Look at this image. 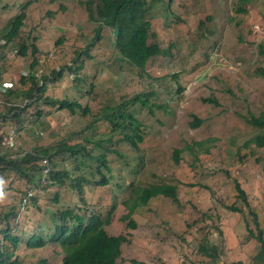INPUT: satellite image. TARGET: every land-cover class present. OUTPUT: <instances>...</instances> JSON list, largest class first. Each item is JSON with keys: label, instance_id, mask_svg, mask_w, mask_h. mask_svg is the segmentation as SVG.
Listing matches in <instances>:
<instances>
[{"label": "rangeland", "instance_id": "rangeland-1", "mask_svg": "<svg viewBox=\"0 0 264 264\" xmlns=\"http://www.w3.org/2000/svg\"><path fill=\"white\" fill-rule=\"evenodd\" d=\"M24 1L29 0L18 2L25 3ZM47 1L32 3L27 12L29 19L26 18L24 27L20 30V36L26 44L36 47L35 56L31 55L30 49L23 59L12 57L10 47L0 50V102L5 91L21 88L18 79L23 76V69L28 75L27 67L35 57L38 63L36 62L31 72L36 74L40 84L43 83L44 76L49 77L48 82L43 84L42 95L57 100H76L86 105L88 112L87 115L71 116L72 120L78 121L67 126V114L58 112L56 108L52 109V115L42 119L48 126H44V133L37 136L39 147L57 145V139L50 137L54 130L65 133L63 138L70 144L80 142L79 133H75L79 124L86 128L88 122L92 123L107 107L113 108L130 96L149 94L150 91L157 93L155 89H151L156 81L148 79L145 73L115 54L109 26L102 25L99 37L94 35V29L100 23L88 20L89 23H85V0H59L54 4H48ZM148 1L154 7L170 3L169 10L177 15L175 23L172 22L174 28L168 33L160 29L161 22L152 23L156 42L166 56L153 57L144 66L146 73L154 79L160 77L157 81L158 88L170 93L159 94V102L166 105L169 115L164 110H156L154 116L149 117L147 111L139 112L140 108L136 109L137 113H133L135 117L149 127L145 143L140 146L143 163L136 170H115V179L121 186H125L129 183L128 177L134 173L137 176L133 185L145 186L156 181L151 177L153 171L158 180H161L162 174H166L178 183L179 205L166 203L161 198L151 200L131 216L136 224L135 229H131L127 225L128 221L120 220L127 212L121 207L119 200L122 201L128 194L124 197L123 193H117L118 197L115 195L106 200L119 208L111 224L106 227L107 233L113 236L123 235L128 241L122 246L121 256L116 264H195L206 261L196 253L197 244L204 235L211 244L221 249L220 264H250L258 245L255 241L247 242L248 232L256 233L253 217L243 205L239 206L242 208V215L229 212L226 206L234 201L236 194L233 181L236 180L245 191L264 235V149H258L253 144L244 145L258 131L248 128L243 121L248 113L257 115L264 112V79H260L255 73L257 67H264V56L258 55L256 47L252 55L251 46L244 53L239 46L240 40H243V45L252 41L258 45L259 38L264 39V0H250L248 12L239 15V29L230 23L234 16L233 0ZM7 2L14 4L13 0H0V7ZM156 12L152 10L153 15ZM14 13L15 7L5 10L0 8V40L3 24ZM49 14L53 15L51 21H48L51 19ZM207 16L213 18V23L205 20ZM157 17L156 14L154 19ZM200 21L204 23L199 27ZM32 37H36V41L31 42ZM93 37L96 41L91 46ZM59 38L62 43L57 45ZM221 42L223 50L216 54L215 49ZM17 44L18 40L10 45L15 47ZM86 46L95 56L103 58L105 73L98 75L90 68L100 65L97 63L99 60H95V64L88 61L80 69L82 77L77 83L78 88L75 89L72 85L66 88L67 78L75 77L71 71L72 60H75L72 52ZM221 59V62L228 65L221 64ZM61 66L65 69L63 78L57 75L51 79V72ZM173 75L178 76V84L170 82ZM207 99L215 100L218 104L208 102ZM38 106L41 107L42 104ZM1 107L0 113H4L5 109ZM28 110L37 114L34 102L29 103ZM192 116L202 121L197 130L189 127ZM35 119L32 116L31 122ZM39 129L41 128L37 131ZM26 130L25 127L15 130L6 128L5 136L13 132L16 141L13 138L8 143L5 141L7 149L2 145V153L9 152V156L14 158L19 147L25 149L29 134ZM92 133L103 135L108 130L106 126L100 128L98 125L88 135ZM60 137L62 138V134ZM207 138L215 139L209 156H199L201 161H194L189 155L182 154L180 163L174 165L170 159L174 147L180 148L184 144ZM32 145L33 143L30 147ZM127 187L128 185L125 186L126 191ZM10 196L12 194L8 193L5 198ZM6 200L1 201V204L10 205V199ZM94 201L97 200L87 195L85 202L88 208L105 212ZM30 222L35 223L36 220L32 219ZM30 231L31 229L27 230L26 235L29 236ZM15 256H20L23 264H61L63 253L55 244L27 251L23 242Z\"/></svg>", "mask_w": 264, "mask_h": 264}, {"label": "trees", "instance_id": "trees-1", "mask_svg": "<svg viewBox=\"0 0 264 264\" xmlns=\"http://www.w3.org/2000/svg\"><path fill=\"white\" fill-rule=\"evenodd\" d=\"M18 1L13 0L14 4L7 2L0 7L4 10L15 7L14 15L3 24L4 29L0 42L3 41L4 45H0V50L10 47L17 52L15 58L23 59L28 55L29 49L31 55L35 56L37 53L36 47L27 45L20 36L22 32L20 30L24 27L26 18L29 19L27 12L33 5L32 3L38 0L24 1L25 3ZM57 1L59 0H48L47 3L54 4ZM84 2H87L85 23H89L88 21L100 23L94 29V35L98 36L102 25L109 26L111 31L118 28V36L113 38L111 35L115 54H118V57L130 66L145 73L148 79L156 81L151 89H155L157 93L150 91L149 94L130 96L113 108L107 107L105 112L99 113L98 118L92 123L88 122L86 128L79 124V129L75 133H79L80 142L70 144L63 138L65 133L54 130L51 131L50 137L57 139V145L39 147L37 136L44 133L42 131L44 126H48V123L42 119L44 116L52 115V109L56 108L58 112L67 114V126L76 124L78 121V119L72 120L71 116L87 115L88 109L86 105L76 100L65 98L57 100L43 96V84L48 82L49 77L44 76L42 85H39L36 74L31 72L37 62V59L33 58L31 65L27 67L28 75L18 79L21 88L16 91H5L0 102L1 109L3 107L5 109L4 113H0V264H23L21 257L15 256L23 242L27 251L40 250L48 244L57 245L63 253L61 264H116L121 256L122 246L128 241L123 235L113 236L107 233L106 227L111 224L119 208L116 204L112 205L106 200L112 199L115 195L118 197L117 193H123L124 197L128 194L125 199L119 200L121 207H124L127 212L120 220L128 221L127 225L131 229L136 227L131 216L138 208L147 206L151 200L161 198L166 203L179 205L178 183L166 174H162L161 180H158L153 171L151 177L156 181L145 186H135L133 183L137 174L132 173V176L126 179L129 182L127 191L125 190L127 185L121 186L115 179V170L118 172L136 170L143 163L140 146L145 143L149 127L144 121L135 117L133 113L136 109L140 108L139 112L147 111L149 117H153L156 110H164L169 115L166 105L159 102V94L169 95L170 93L158 88L159 82L157 81L160 77L154 79L152 75L146 73L144 66L149 59L165 54L159 44L151 41L153 38L150 23L153 19L152 10L157 11L156 22H161L160 29L165 33L174 28L172 22L175 23L177 15L174 11L171 13L166 11V3L154 7L153 3L148 0H85ZM250 2V0L232 1L234 16L230 19V23H233L235 28L239 29L241 20L239 15L248 12L247 7ZM49 15L51 19L48 21H51L53 15ZM205 20L213 23L211 16H207ZM203 23L200 21L199 27ZM36 39L32 37L31 42ZM16 40L18 44L15 47L10 45ZM91 41L92 46L96 41L95 37ZM61 43L62 39L59 38L56 44ZM222 45L221 42L215 49L216 54L223 50ZM239 46L242 48V53L251 46L252 55L256 47L258 55L264 56V39L261 37L258 45L255 41L243 45V40H240ZM72 53H74L75 60H72L71 71L75 77L74 79L67 78L66 88L71 85L75 89L78 88L77 83L82 77L80 69L88 61L95 64V60H99L97 63L100 65L94 68L91 64L90 68L98 75L105 73L103 58L99 55L95 56L93 51H89L88 46L81 50H73ZM221 61L223 60H220L221 64L228 65ZM64 73L65 69L61 66L58 70L54 69L50 76L51 79L57 75L61 78ZM255 73L260 79H264V67H257ZM177 77L173 75L170 82L174 81L178 84ZM207 101L218 104L215 100L207 99ZM31 102L35 103L36 115L28 110ZM38 104L42 106L39 107ZM32 116L36 117L33 122H31ZM243 121L248 128L258 131L256 135L244 142V145L253 144L258 149H264V133H262L264 132V112L257 115L248 113ZM201 122L199 118L192 116L189 127L191 130H197ZM96 125H100V128L106 126L108 133L103 135L100 133L102 136L94 133L88 135L89 132L97 129ZM18 127L19 129L25 127L29 134L25 132L27 134L26 148L19 147L13 158L9 156V152L2 153L1 146L6 135L4 130L6 128L15 130ZM38 128L41 129L37 131ZM214 141L215 139L207 138L184 144L180 148L174 147L170 159L173 160L175 166L180 163L182 154L189 155L194 161H201L199 156H209ZM31 143H33L32 147H30ZM233 188L236 195L234 201L229 203L226 209L241 215L243 212L240 205L248 209V213L253 217L256 233L249 231L247 242L255 241L256 245L258 244L250 264H264V235L258 225L256 213L250 208L247 195L238 181H233ZM8 193L12 194L8 197L11 203L2 205L1 201H7L8 198L5 197ZM87 195L95 198L97 201L94 202L98 203L100 208H104L105 212H96L95 209L88 208L85 202ZM118 206L120 207V204ZM32 219L36 222L31 223ZM29 229L32 232L30 231L28 236L26 231ZM196 253L206 261L195 264H220L221 262V249L211 244L206 235L197 244Z\"/></svg>", "mask_w": 264, "mask_h": 264}, {"label": "clouds", "instance_id": "clouds-1", "mask_svg": "<svg viewBox=\"0 0 264 264\" xmlns=\"http://www.w3.org/2000/svg\"><path fill=\"white\" fill-rule=\"evenodd\" d=\"M165 5H167L166 11L169 12V13H171L172 11L169 10V8H170V4L166 3ZM156 14H157V12H156L154 15L152 14V15H153V19L150 21V23H151V32H152V34H153V36H152L153 38H152L151 41H152V42H155V43H157V42H156V36H155V33H154V31H153V25H152V23L156 21V20L154 19V16H155ZM116 29H117V35H116V37L118 36V33H119L118 28H115L114 30H112L111 35H112L113 38H116V37L113 35V33H114V31H115ZM157 44H158V43H157ZM0 45H4V42L1 41V42H0ZM10 51L12 52V57H15V56H16V53H17L16 50L11 49ZM57 70H58V69H57ZM25 71H26V70L23 69V71H22V73H21L23 76L27 74V72H25ZM39 85H42V84L39 83ZM4 87H5V86H4ZM10 138H13L14 141H16V135H15V133L12 132V133H9L7 136H4V138H3V145H4V142H5V141H7V143H8V142L10 141ZM14 141H13V142H14Z\"/></svg>", "mask_w": 264, "mask_h": 264}, {"label": "water", "instance_id": "water-1", "mask_svg": "<svg viewBox=\"0 0 264 264\" xmlns=\"http://www.w3.org/2000/svg\"><path fill=\"white\" fill-rule=\"evenodd\" d=\"M113 35L116 37V35H117V29L114 31Z\"/></svg>", "mask_w": 264, "mask_h": 264}]
</instances>
